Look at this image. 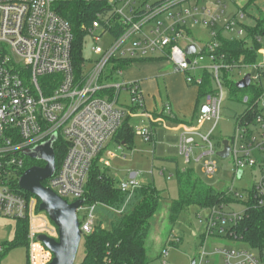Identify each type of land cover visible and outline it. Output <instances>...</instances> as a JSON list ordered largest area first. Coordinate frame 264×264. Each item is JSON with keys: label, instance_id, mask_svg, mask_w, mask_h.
<instances>
[{"label": "built area", "instance_id": "obj_1", "mask_svg": "<svg viewBox=\"0 0 264 264\" xmlns=\"http://www.w3.org/2000/svg\"><path fill=\"white\" fill-rule=\"evenodd\" d=\"M57 1L0 0V217L31 221L34 218L33 196H26L15 186L26 170L29 157L25 151L55 136L54 156L57 151V157L61 153L62 157L58 167L55 161L54 174L41 183L72 203L83 198L91 168L107 142L115 139L126 118L141 117L149 122V127L140 125L136 129L148 141L153 139V124L174 118L168 103L162 107L159 118L147 112L137 82L104 80L109 63L115 62L113 71L122 76L124 69L120 62L142 59L168 61L172 71L183 74L189 86L201 87L206 77L214 83V94L205 95V102L198 105L197 123L181 126L178 137L179 153L186 164L192 161L200 164L207 177L218 172L214 156L223 150L222 143L216 150L210 142L223 98L221 74L252 68L239 79L249 74L248 87L253 96L243 99L246 108L236 117L232 137L226 139L229 145L226 158L232 160L233 181L241 179L245 169L258 171L259 180L249 190L248 203L253 200L256 206L264 208V59L261 63L226 62V53L222 52L223 40H243L251 47L258 44L256 56L264 44V33L249 34L251 27L244 21L248 12L243 6L236 5L232 19L225 21L219 31L215 30V24L227 8L222 1L216 2V10L195 5L173 13L167 18L170 21L167 26L156 23L145 32L149 22L189 0H156L152 4L147 0H86L99 3L101 8L90 24L84 26V39L90 37L97 43L104 35L113 37L106 48L97 44L92 47L96 59L87 69L83 56L77 68L73 64V30L70 22L55 10ZM196 25L209 31L210 38L200 49L190 36ZM184 40L188 42L183 44ZM189 45L195 46L192 54L185 52ZM156 52L160 53L157 57ZM121 92L128 94V102L119 101ZM140 109L143 111L137 113ZM212 120V128L202 135L203 124ZM136 177L135 172H130L127 180L117 183L118 189L130 195L141 185ZM219 191L230 199H242L232 188ZM227 204L207 208L206 233L236 240L232 227L243 212H226ZM95 209L96 205L86 207L85 203L77 209V213L86 211L85 220L79 222L82 235L92 231L97 217ZM28 233L29 264H48L52 253L37 240L39 234L36 236L33 228ZM216 253L222 256L224 264H264V259L250 249L218 248ZM206 255L203 248L199 264Z\"/></svg>", "mask_w": 264, "mask_h": 264}, {"label": "rangeland", "instance_id": "obj_2", "mask_svg": "<svg viewBox=\"0 0 264 264\" xmlns=\"http://www.w3.org/2000/svg\"><path fill=\"white\" fill-rule=\"evenodd\" d=\"M156 0H147L148 4H152ZM225 2L227 8L225 13L221 16L220 20L215 24V30L219 31L225 21L232 19L236 12V5H244L247 7L246 11L250 14L245 18V22L250 27L256 26L257 18H264V0H189L183 4H178L171 9L160 14L155 20L149 22L144 28V31L152 29L156 23H162L163 27L167 26L170 21L167 19L171 14L191 8L195 5L199 7H206L211 10H216V2ZM227 36L226 32L222 33ZM191 41L200 49L204 46L205 42L210 38L208 28L203 25H196L191 28ZM113 41L110 35L102 36L97 43L90 37H86L82 42V56L85 61L86 68L91 67L96 59L92 51V47L96 44L102 48H106ZM188 42L184 40L183 44ZM160 53L156 52L155 57ZM264 59V44L260 52L257 54V63L263 62ZM151 61L135 62L127 67L122 76L116 75L113 71L115 62L108 64L104 71V80L108 82L118 83L120 81L131 82L132 80L139 79L144 71L152 68ZM142 63V66L140 65ZM149 63V64H148ZM146 64V65H144ZM171 66V64H170ZM172 67V66H171ZM165 67H157L158 72L164 70ZM143 70V71H142ZM252 68H241L234 70L228 75L221 74V83L223 87V98L220 105L219 119L210 136V142L216 150H219L223 140L230 139L234 133L236 125V117L241 114L246 105L243 101L244 97L253 96L250 87L244 89H237L236 82L241 78L242 74L251 72ZM148 73V72H145ZM241 73V75L239 74ZM106 77H111L107 79ZM186 86H188L186 84ZM214 83L211 81L203 89L205 95L214 94ZM161 87V86H160ZM193 94L196 96L195 105L202 104L206 100V96H202L198 101L199 89L195 86H189ZM163 95V89L161 88ZM129 96L126 92H121L119 96L120 102H128ZM158 102V101H157ZM164 98H162V103ZM159 103V102H158ZM153 102L146 98L145 108L152 110ZM158 108L160 107L159 104ZM143 109L137 111L141 113ZM193 114V112H192ZM189 115V121L195 125L197 123L198 106L192 118ZM129 124L132 126L133 135L130 142L122 145L119 148L115 139L110 140L106 144V148L99 155L97 162L98 166L103 169L108 176L115 180L116 184L120 181L128 179L130 172L137 174V181L141 184H151L158 190L163 192V199L160 202L159 208L153 218L151 219L149 231L145 241V254L147 264H191L194 259L195 264H199V255L204 248L207 255L204 257L202 264H224L222 256L216 253L218 248H234V249H249L243 241L232 240L219 236H212L206 233L205 218L209 214L207 208L191 204L183 209L180 215L173 220L169 215L170 204L178 197V188L176 173L189 169L207 187L215 190H225L232 188L241 194L242 199H231L227 205L224 206L226 212H233L235 214L242 213L248 204L249 190L252 185L259 180V174L256 169H245L243 177L239 180L233 181L231 168L232 160L230 158H221L214 156L218 164V172L215 176L207 177L201 168L200 164L192 161L186 164L184 158L180 155L178 149L179 130L176 123L166 121L160 126L155 127L157 133L152 141H148L145 137L137 132L140 125L148 126L149 122L141 117L130 118ZM214 121H206L200 133L207 135L212 128ZM152 130L154 126L152 125ZM154 134V132H153ZM200 142V138L196 139ZM171 159V160H169ZM28 163L44 165L43 161L35 159H28ZM57 167L59 161H57ZM163 171V173H161ZM171 175L169 178L168 176ZM30 197V196H29ZM34 218L31 221L27 219L29 231L31 228L38 234H46L48 236L56 237L57 229L49 220L47 214L39 210L40 202L34 197ZM88 205H86L87 207ZM106 209H110L105 207ZM124 209V208H123ZM120 209L119 211H122ZM96 222H101L102 227H108V217L104 210L99 205H96L94 212ZM78 221L83 222L86 217V211L81 210L77 213ZM16 221L11 218L0 217V244L5 241H11L14 238V227ZM28 248L30 244L29 233L27 236ZM83 240L80 241L78 252L75 259V264H79L83 257ZM167 251L164 255L163 251ZM251 250V249H250ZM253 251V250H251ZM255 254L257 252L253 251ZM0 264H29L28 250L25 246H18L6 252L1 258Z\"/></svg>", "mask_w": 264, "mask_h": 264}, {"label": "trees", "instance_id": "obj_3", "mask_svg": "<svg viewBox=\"0 0 264 264\" xmlns=\"http://www.w3.org/2000/svg\"><path fill=\"white\" fill-rule=\"evenodd\" d=\"M54 8L71 24L74 34L72 57L73 64L77 68L82 59L84 26L90 24L101 5L86 0H58ZM256 21V26L248 29L252 36L264 33V18H257ZM117 33L118 31L115 32V34ZM258 47V44L253 47L247 46L243 40H223L222 52L226 53V62L253 63L257 60L255 50ZM153 60L160 59L129 60L120 62V65L125 70L135 62ZM209 82L210 79L206 77L205 84L198 87V101L205 95L206 92L203 88ZM196 105L198 106V103ZM167 119L173 123H179L176 119L168 117ZM129 122L130 118H126L115 136L116 142L121 145L128 144L132 138L133 130ZM56 148L57 145H55V150ZM60 157H62V153L57 157L56 151V163L60 162ZM33 165L40 166L38 164L30 165L27 159L25 169ZM176 180L178 197L171 202L169 208V215L173 220L180 215L185 207L191 204L209 208L231 202V199L223 191L203 185L189 169L177 171ZM15 186L19 189L17 183ZM20 191L28 197L34 196L26 191ZM83 199L85 205H99L106 212L108 227L104 228L101 222H96L90 233L82 235L83 257L79 264H147L145 241L151 219L163 199V192L151 184H141L130 195L123 193L118 189L115 180L95 162L88 175ZM120 209L123 210L119 211ZM15 221L13 240L0 244V260L12 248L25 246L28 250L29 226L27 219ZM232 229L236 240L243 241L249 249L257 252L256 255L263 259L264 208L256 206L253 200L250 201Z\"/></svg>", "mask_w": 264, "mask_h": 264}, {"label": "water", "instance_id": "obj_4", "mask_svg": "<svg viewBox=\"0 0 264 264\" xmlns=\"http://www.w3.org/2000/svg\"><path fill=\"white\" fill-rule=\"evenodd\" d=\"M195 51L194 45L186 47L185 52L192 54ZM249 74L237 81L235 86L244 89L249 86ZM55 136L48 141L25 151V155L31 159L43 161V167L33 165L27 168L18 180L21 190L34 195L40 202L39 210L45 212L49 220L57 229V238L46 234H39L37 240L40 241L53 255L48 264H75L76 255L82 238V231L79 227L77 209L85 203L79 199L72 203L59 197L51 189L42 185V181L50 178L55 172V156L53 142ZM223 150L217 152V156L226 158L229 152L227 140L222 141ZM264 259V251H263ZM195 264V260L191 261Z\"/></svg>", "mask_w": 264, "mask_h": 264}, {"label": "crops", "instance_id": "obj_5", "mask_svg": "<svg viewBox=\"0 0 264 264\" xmlns=\"http://www.w3.org/2000/svg\"><path fill=\"white\" fill-rule=\"evenodd\" d=\"M243 7L245 10H247L246 9L247 7H245L244 5ZM248 15L250 14L248 13ZM149 63L152 64V68H150L147 71H144L143 75H140L139 79L132 80V82L138 83L139 88L144 97V104L146 98L150 99L153 102L152 110H147L145 107L144 109L147 112L153 113L155 117L159 118L158 114L161 112L162 107L166 103L169 104L172 113L174 115L173 119L179 121V123L176 124L180 133L181 126H183L184 124H188V122H190L189 115L192 114L193 112L192 114V118H193L195 114L197 105L195 106L194 111H193V106L195 105L194 101L196 99V96L193 94L191 89L188 88L189 85L186 86L183 74L174 73L168 61L153 60ZM140 65L142 66V63H140ZM157 67L159 68L165 67V68L164 70L158 72L157 70H155L157 69ZM161 88L163 89V95L161 94ZM162 98H164L163 103H162ZM157 104H159L160 106L159 108ZM166 121H168V119L162 123L158 122L153 124L154 136L157 133L156 132L157 129L155 127L160 126ZM161 173H163V171H161ZM169 176L171 177V175Z\"/></svg>", "mask_w": 264, "mask_h": 264}]
</instances>
